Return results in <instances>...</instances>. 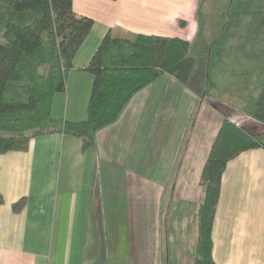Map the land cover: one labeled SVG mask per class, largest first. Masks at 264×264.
Returning a JSON list of instances; mask_svg holds the SVG:
<instances>
[{
	"label": "crops",
	"instance_id": "obj_1",
	"mask_svg": "<svg viewBox=\"0 0 264 264\" xmlns=\"http://www.w3.org/2000/svg\"><path fill=\"white\" fill-rule=\"evenodd\" d=\"M73 7L95 24L66 91L54 98L58 121L87 118L94 77L85 69L109 32L181 38L191 50L200 29L187 0H73ZM210 75L197 63L187 85L164 74L86 151L81 139L52 134L25 152L0 154V264H195L203 194L195 185L223 122L264 133L242 97L209 93ZM233 83L240 96L242 84ZM182 185L193 188L181 192ZM212 240L215 264H264L263 147L228 162Z\"/></svg>",
	"mask_w": 264,
	"mask_h": 264
},
{
	"label": "trees",
	"instance_id": "obj_2",
	"mask_svg": "<svg viewBox=\"0 0 264 264\" xmlns=\"http://www.w3.org/2000/svg\"><path fill=\"white\" fill-rule=\"evenodd\" d=\"M94 24L75 12L73 0H0V154L25 152L32 139L52 134L77 137L86 151L95 146L97 132L119 119L135 94L164 74L188 84L196 65L190 42L109 32L85 69L94 77L87 118L53 119L54 98L66 91L68 73ZM251 117L264 124V85ZM262 147L264 133L223 122L201 173L195 264H215L212 229L228 162ZM25 201L14 203L13 211L20 212Z\"/></svg>",
	"mask_w": 264,
	"mask_h": 264
},
{
	"label": "rangeland",
	"instance_id": "obj_3",
	"mask_svg": "<svg viewBox=\"0 0 264 264\" xmlns=\"http://www.w3.org/2000/svg\"><path fill=\"white\" fill-rule=\"evenodd\" d=\"M187 1L197 6L200 27L190 54L211 73L209 93L226 91L224 99L229 101L242 97L244 110H250L264 84V0ZM229 72L234 78L229 79ZM235 79L243 87L240 96ZM196 187L200 192L204 189L199 183ZM192 188L180 186L185 193Z\"/></svg>",
	"mask_w": 264,
	"mask_h": 264
}]
</instances>
